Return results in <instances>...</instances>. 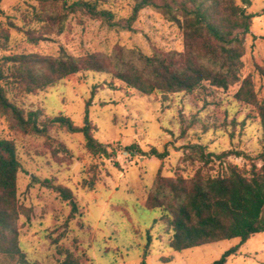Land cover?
<instances>
[{"label":"rangeland","instance_id":"1","mask_svg":"<svg viewBox=\"0 0 264 264\" xmlns=\"http://www.w3.org/2000/svg\"><path fill=\"white\" fill-rule=\"evenodd\" d=\"M249 2L235 0L254 15L244 38L242 78L249 74L258 100H264V79L255 68L264 65V0ZM100 5L111 11V20L67 13L62 0H1L0 65L6 72L11 64L6 58L14 54L111 57L120 49L145 55L184 51L181 29L154 8L140 10L131 20L133 0ZM51 14L59 15L62 33L48 19L38 21L37 15ZM29 27L43 37L30 41L24 32ZM240 83L221 89L204 81L191 92L144 94L107 71H88L32 93L5 85L8 99L25 113L40 110L41 119L62 115L77 126L86 117L105 149L91 153L82 133L58 124L49 127L48 136L24 134L0 114V138L13 141L20 163L17 230L26 259L59 264L70 254L81 264H213L237 245L238 239H230L171 249L167 218L160 208L147 209L146 198L159 168L164 177L200 172L207 178L226 176L231 166L248 174L251 162L260 165L261 126L255 107L235 98ZM152 148L167 155L159 159ZM228 151L242 155H222ZM45 179L71 191L76 212L69 200L43 185ZM0 264L15 261L0 254ZM226 264H264V232L250 237Z\"/></svg>","mask_w":264,"mask_h":264},{"label":"trees","instance_id":"2","mask_svg":"<svg viewBox=\"0 0 264 264\" xmlns=\"http://www.w3.org/2000/svg\"><path fill=\"white\" fill-rule=\"evenodd\" d=\"M42 4L59 0H38ZM103 0H62L67 13L81 12L91 20L109 21L113 14L100 5ZM1 2V0H0ZM249 4V0H243ZM150 7L161 12L182 31L183 52L145 55L136 49L119 50L111 57L100 53L73 56L61 51L57 56L14 54L6 58L9 67L0 65V114L11 129L24 134L48 136V129L58 124L69 133H82L86 148L93 154L105 153L103 145L92 135V126L85 117L82 126L74 125L66 116L41 119L40 110L25 113L11 102L5 85L16 86L22 92L43 90L57 81L79 72H109L128 87L144 94L191 92L201 82L228 89L241 81L235 98L252 104L259 118L262 148L251 162L248 174L231 166L226 176L203 177L196 172L190 178L164 177L159 168L146 198V208H160L172 231L169 247L175 251L202 246L223 240L238 239L237 245L227 249L213 264H226L250 237L264 232V100H258L250 75L242 78L244 38L248 33L251 13H246L235 0H133V20L140 10ZM38 16V21L57 25V34L63 32V23L57 24L58 14ZM115 23V22H113ZM44 27H50L45 24ZM43 31V30H42ZM28 39L37 42L42 33L35 34L30 27L24 30ZM264 79V65L255 66ZM112 86V83L111 85ZM151 155L163 159L166 152L151 149ZM242 152L228 151L223 156ZM217 157H221L220 155ZM20 163L12 140L0 138V254L15 264L30 262L18 242V206L16 201L17 173ZM43 185L54 190L71 203L76 202L71 191L45 179ZM59 264H81L67 254Z\"/></svg>","mask_w":264,"mask_h":264}]
</instances>
